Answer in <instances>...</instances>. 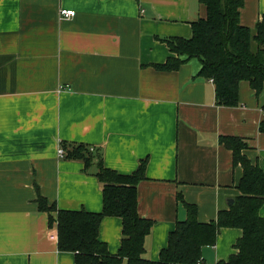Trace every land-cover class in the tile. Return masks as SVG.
I'll return each instance as SVG.
<instances>
[{
  "label": "crops",
  "instance_id": "obj_1",
  "mask_svg": "<svg viewBox=\"0 0 264 264\" xmlns=\"http://www.w3.org/2000/svg\"><path fill=\"white\" fill-rule=\"evenodd\" d=\"M61 9L76 14L64 18ZM206 15L199 0H0V264H77L75 253L59 250L39 192L59 209L100 212L102 183L96 164L86 171L58 155L63 142L98 148L124 174L148 158L138 211L155 221L150 260L187 218L180 193L201 222L240 194L243 167L222 136L242 138L264 170V93L243 81L239 104L220 105L198 59L175 71L156 67L173 55L165 40L192 37V22ZM263 15L264 0H245L243 25ZM122 223L102 221L99 238L111 254L121 248ZM242 235L222 228L204 261L228 260Z\"/></svg>",
  "mask_w": 264,
  "mask_h": 264
},
{
  "label": "trees",
  "instance_id": "obj_2",
  "mask_svg": "<svg viewBox=\"0 0 264 264\" xmlns=\"http://www.w3.org/2000/svg\"><path fill=\"white\" fill-rule=\"evenodd\" d=\"M207 8L206 17L192 22L190 38L171 37L165 42L173 53L164 71L178 70L184 63L198 59L199 75L213 79L220 105L235 106L240 101V84L248 81L257 96L264 93V15L254 27L241 23L245 0H199ZM264 108V107H263ZM264 132V122L261 124ZM221 143L233 151L234 164L243 167L240 194L229 209L220 210L216 220L201 222L198 207L184 200L187 218L177 222L169 234L168 246L159 260L145 257L146 238L155 221L138 211V185L147 179L148 158L141 159L130 174L106 166L101 150L84 143L63 142L65 157L83 161L85 170L94 164L102 183L103 208L100 212L59 209L39 192L40 211L48 212L51 225L58 231L60 251L75 253L77 264H208L203 248L214 245L222 228H240L243 235L236 241V252L228 260L215 264H264V170L245 153L247 143L237 136H222ZM108 216L122 218V244L118 254H111L100 240L102 221Z\"/></svg>",
  "mask_w": 264,
  "mask_h": 264
},
{
  "label": "built area",
  "instance_id": "obj_3",
  "mask_svg": "<svg viewBox=\"0 0 264 264\" xmlns=\"http://www.w3.org/2000/svg\"><path fill=\"white\" fill-rule=\"evenodd\" d=\"M60 14L64 17V18H70L75 16L76 14V10H72V9H61L60 10ZM211 81H213V79L211 78ZM262 112L264 113V108L262 109ZM58 155L59 156H65V150L62 147L58 148Z\"/></svg>",
  "mask_w": 264,
  "mask_h": 264
},
{
  "label": "water",
  "instance_id": "obj_4",
  "mask_svg": "<svg viewBox=\"0 0 264 264\" xmlns=\"http://www.w3.org/2000/svg\"><path fill=\"white\" fill-rule=\"evenodd\" d=\"M233 203H234V200H231V201H230V204H233Z\"/></svg>",
  "mask_w": 264,
  "mask_h": 264
}]
</instances>
